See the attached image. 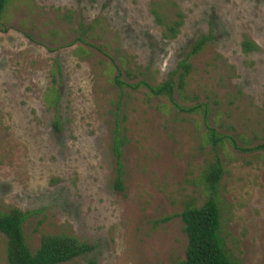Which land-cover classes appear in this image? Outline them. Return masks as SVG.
<instances>
[{
	"label": "rangeland",
	"instance_id": "1",
	"mask_svg": "<svg viewBox=\"0 0 264 264\" xmlns=\"http://www.w3.org/2000/svg\"><path fill=\"white\" fill-rule=\"evenodd\" d=\"M159 1H175L185 15L172 41L150 11ZM96 18L104 20L102 40L77 41L74 29ZM0 29V212H35L23 225L31 251L44 234H67L94 249L64 264H177L187 245L179 214L206 200L202 174L218 155L226 250L238 264H264V152L227 141L214 147L206 135L209 126L241 148L264 142V1L10 0ZM208 34L189 58V101L176 98L206 105V123L113 85L111 47L158 84ZM244 38L259 51L244 54ZM117 124L127 139L121 191L114 188ZM0 264H7L1 233Z\"/></svg>",
	"mask_w": 264,
	"mask_h": 264
},
{
	"label": "trees",
	"instance_id": "2",
	"mask_svg": "<svg viewBox=\"0 0 264 264\" xmlns=\"http://www.w3.org/2000/svg\"><path fill=\"white\" fill-rule=\"evenodd\" d=\"M264 1V0H261ZM10 0H0V26L2 25L4 11ZM171 8V14L166 13L164 7ZM150 11L154 22L162 29V38L172 41L177 38L180 28L184 23L185 15L175 1H159L150 4ZM101 18L94 19L87 25L80 22L77 29L76 40L86 44V38L100 41L106 31L102 25ZM4 30V29H0ZM211 35H200L190 46L185 57L177 64L165 80L153 84L148 79V69H142L133 64L126 57L119 54L120 47H111L113 56H109L111 67L114 70L112 78L113 85L120 91L129 89L137 92L143 90L147 99H165L174 109L185 113H198L203 117L204 123L208 116V107L203 104L184 105L189 101L187 94L188 78L193 66L189 58L200 53L209 43ZM110 49V44L105 46ZM241 51L248 55L259 51L256 43L244 38L240 44ZM80 49V48H79ZM102 51L101 47L96 48ZM103 52V51H102ZM133 65V67H132ZM54 73L60 74L59 64L54 66ZM123 75L125 76L123 78ZM128 80V82H127ZM55 92V91H54ZM176 98L178 99L176 101ZM58 96L55 92V103ZM119 108V102L117 109ZM58 121L55 120L54 127L58 129ZM207 140L214 147L223 148L225 142H229L235 150L241 152H264V142L250 148H241L234 138L225 134H219L212 127H206ZM125 129L115 126L112 140V153L115 163L114 188L122 190V147L126 143ZM223 177L222 162L218 155L205 168L202 179L207 188L206 200L200 205L195 201L184 205L179 214L183 225L182 230L186 237L187 245L184 259L177 264H238L231 258L226 250L225 243L220 235L221 213L218 198V186ZM35 212H22L12 207L7 212H0V233L5 237L7 264H64L78 257H84L91 253L94 246L78 240V238L67 234H44L40 238L39 246L31 251L25 240L23 225L29 216Z\"/></svg>",
	"mask_w": 264,
	"mask_h": 264
}]
</instances>
